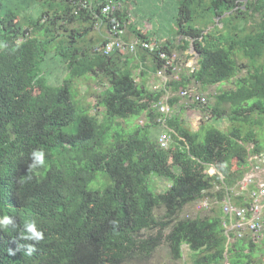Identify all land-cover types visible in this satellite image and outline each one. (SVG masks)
I'll list each match as a JSON object with an SVG mask.
<instances>
[{
    "label": "trees",
    "instance_id": "16d2710c",
    "mask_svg": "<svg viewBox=\"0 0 264 264\" xmlns=\"http://www.w3.org/2000/svg\"><path fill=\"white\" fill-rule=\"evenodd\" d=\"M128 1L116 0L106 17L107 0H0V217L15 221L0 230V264H149L163 244L173 262L186 245L192 264H254L257 244L251 236L228 241L222 207L228 195L238 206L250 205L234 190L251 170L233 165L264 153V0H176L177 46L134 28L122 8ZM251 1L257 5L250 18ZM115 21L158 47L138 51L143 60L149 56V71H163L161 52L171 58L190 46L196 65L177 76L166 70L161 90L137 83L133 57L105 55L106 39L81 44L97 24L107 31ZM78 22L91 27L78 30ZM52 51L69 73L58 85L45 77ZM90 75L109 83L96 98L101 120L75 101L74 81ZM232 80L234 88L221 89L211 106L196 102L207 107L209 120L226 119V131L210 121L194 130L160 112L169 93ZM243 115L249 120L240 121ZM141 117L144 125L134 122ZM161 127L167 147L159 143ZM41 148L49 166L30 173V154ZM101 173L113 183L90 189ZM150 175L171 186L151 191ZM211 192L222 200L218 211L182 216ZM29 219L45 236L31 256L25 253L34 242L21 239Z\"/></svg>",
    "mask_w": 264,
    "mask_h": 264
},
{
    "label": "rangeland",
    "instance_id": "374dc122",
    "mask_svg": "<svg viewBox=\"0 0 264 264\" xmlns=\"http://www.w3.org/2000/svg\"><path fill=\"white\" fill-rule=\"evenodd\" d=\"M250 5H253L250 6V9H248L249 16L251 18V16L254 14L253 7L255 9L257 1H251ZM122 8H125L127 10L126 13L130 20L129 23L132 24L134 28L151 34L153 36V39L159 40L160 44L165 43L168 40H174L176 46L180 44V38L176 37L175 27V18L177 13L176 0H129L125 5H123ZM90 24L91 23L86 24L85 22L80 24L78 22L75 25L78 30H84V28L86 30L88 27H91ZM125 30V41L127 43H131L136 40L135 34L131 31L128 23H126ZM102 38L106 39L105 27L99 28L98 26H95V28H93V30H91L90 33L85 37V41L81 44H95L98 42V39ZM53 50H55V47H53ZM55 53V51H52L49 55L52 58L45 66V77L47 78L49 84L58 85L61 84L64 80L69 79V73L63 67L60 58L55 55ZM176 55L177 58L175 59V63L177 65L178 73H187L189 70H192L197 63V55L192 46H190V48L185 51L177 50ZM127 56L133 57L132 55ZM133 68L137 83L140 84L145 82L146 84H148V86H153L155 84L159 86V90L162 89L160 86L163 85V81L159 75L153 77V74L150 73L148 79L144 78L146 77L143 75L144 72L145 74H148L150 72L147 69L150 68V65L144 64L142 65V67H140L139 65H137V67L133 65ZM166 76L169 75L166 74ZM145 79L146 81H144ZM108 85V80L102 76L90 75L84 78L76 79L73 84V92L75 101L79 105V108L81 110L90 109L91 114L96 115L98 119L101 120L102 109L96 108V98L99 94L105 91ZM189 88L203 97L206 106H211L214 103V95L221 89L228 90L234 88V80L222 85L209 87L205 91H203L198 85L194 84ZM181 91L176 94L169 93L163 100V104H169L170 106L171 111L169 114L176 116L181 124L195 130L201 125L202 121H210V124L214 125L220 130H228L230 123L226 119L209 120V111L207 110V107L201 104H197L192 100L184 99L181 96ZM173 96H178L179 100L176 105L171 106L169 100ZM248 120L249 117L246 115L240 117V121L246 122ZM134 122L139 125H144L146 123V119L145 117H141L139 119H136ZM161 133L162 127L157 134L160 136ZM262 155H264V153H262ZM241 168H250L251 172L246 175V178L241 183V186L235 188L234 196L243 194L242 192L244 191H242V188L245 189L246 187L247 189L249 188V190L254 188L255 185H245L246 181L251 176V173H253V179L256 182H259V179L264 177V166H262L259 171L255 172L253 170V163L251 159L246 161L245 163H240L237 161L234 162V170H238ZM214 172L215 170L212 168L209 170L210 174H213ZM112 183V180L106 174L101 173L98 178L91 183L89 188L94 190H103L107 185ZM148 185L151 191L155 193L166 192L167 189L171 186V181L156 175H150L148 178ZM245 197L249 198V195L245 193ZM221 207L222 200H219L214 192H211V194L206 196L203 200L186 206L182 213V216L204 217L206 215L212 214L213 211H218ZM156 213L158 216H162L164 211L157 210ZM251 237L257 244V249L254 252V264H264V232L252 235ZM149 264H192L191 251L186 245H184L182 259L179 262H173L168 255L166 245L163 244L157 250Z\"/></svg>",
    "mask_w": 264,
    "mask_h": 264
},
{
    "label": "built area",
    "instance_id": "2783aa9c",
    "mask_svg": "<svg viewBox=\"0 0 264 264\" xmlns=\"http://www.w3.org/2000/svg\"><path fill=\"white\" fill-rule=\"evenodd\" d=\"M115 8L117 9L116 0H107V3L102 7V14L107 17ZM96 26L99 28L103 27L102 23ZM125 26V23L122 24L119 21L112 22L110 29L106 31L108 34L106 37L107 41L101 49L105 55H110L118 51L126 55L137 56L139 50L153 52L156 48L158 49L154 44L138 40L127 43L125 41ZM160 58L165 61L163 71L157 73L163 81V85L160 86L163 88L169 78V76H166V70H172L174 75L177 76V65L175 63L177 55L174 53L170 58L166 53L161 52ZM154 89L155 91L159 90V87L155 86ZM181 96L193 102L205 103L203 97L193 90H184ZM158 106L160 107V112L163 114H169L171 111L169 104L165 105L161 102ZM163 123H165V119ZM169 140V136L163 133L159 138V143L162 147H167ZM251 161L253 163V170L255 172L259 171L264 166V155L261 154L259 157L252 158ZM241 183L239 186H241ZM247 184L255 185L251 189L252 191L246 187L245 189L242 188V191H244L242 193H248L252 201L249 206H238L234 204L230 195L223 202L224 228L229 242L232 240V235L241 239L245 236H252L264 232V177L259 179V182H256L253 179V173H251L245 185Z\"/></svg>",
    "mask_w": 264,
    "mask_h": 264
},
{
    "label": "clouds",
    "instance_id": "9594fccd",
    "mask_svg": "<svg viewBox=\"0 0 264 264\" xmlns=\"http://www.w3.org/2000/svg\"><path fill=\"white\" fill-rule=\"evenodd\" d=\"M4 45L0 44V48H3ZM31 163L28 165L29 172L36 171L38 169H46L49 165L46 160V152L43 148L34 149L30 154ZM39 175V172H36ZM31 176L26 179H30ZM15 226V221L11 216L4 215L0 217V230H7L10 227ZM24 231L21 233V239L27 241H33V244L27 245V252L25 253L28 256L33 255L36 252V244H39L45 239L44 232L38 229L37 221L35 219H29L24 223ZM11 255H15V251L9 250Z\"/></svg>",
    "mask_w": 264,
    "mask_h": 264
},
{
    "label": "crops",
    "instance_id": "0c3cea01",
    "mask_svg": "<svg viewBox=\"0 0 264 264\" xmlns=\"http://www.w3.org/2000/svg\"><path fill=\"white\" fill-rule=\"evenodd\" d=\"M107 35H108V34H107V32H106V37H107ZM104 38H105V37H104ZM102 39H103V38H102ZM146 58H147L146 60H143L144 58L142 59L141 56H139V54H138L137 56H133V60H134V61H133V65L136 66V67H137V65H139L140 67H142V65H144V64L150 65V61H151V60L149 59V56H147ZM150 67H151V66H150ZM150 73L153 74V77H154V76H157V73H153V72H151V70H150V72H149L148 74H145V73H144V74L142 73V74H143L144 76H146V77H144V78L148 79ZM134 76H135V75H134ZM140 79H141V78H140ZM146 79H145L144 81H146ZM150 83H151V81H150ZM147 85H148V84H147ZM155 86H156V87H159L158 85H155V84H154L153 86L150 85V87H151L152 89H153ZM161 88H162V87H161Z\"/></svg>",
    "mask_w": 264,
    "mask_h": 264
}]
</instances>
